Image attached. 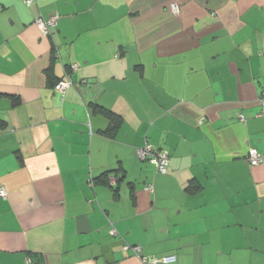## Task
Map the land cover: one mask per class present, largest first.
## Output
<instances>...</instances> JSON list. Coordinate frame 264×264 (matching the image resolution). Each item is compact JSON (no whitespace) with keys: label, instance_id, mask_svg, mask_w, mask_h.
<instances>
[{"label":"crops","instance_id":"0c3cea01","mask_svg":"<svg viewBox=\"0 0 264 264\" xmlns=\"http://www.w3.org/2000/svg\"><path fill=\"white\" fill-rule=\"evenodd\" d=\"M263 92L264 0H0V264H264Z\"/></svg>","mask_w":264,"mask_h":264},{"label":"built area","instance_id":"2783aa9c","mask_svg":"<svg viewBox=\"0 0 264 264\" xmlns=\"http://www.w3.org/2000/svg\"><path fill=\"white\" fill-rule=\"evenodd\" d=\"M27 6H31L35 3V0H25ZM172 11L179 13L180 8L177 4H172ZM60 19V15L55 13L49 18L45 19L43 16H38L35 19V24L40 29L42 36L48 37L51 35V31L57 26ZM71 69L77 68V64L70 66ZM70 68L65 71L64 77L55 85V89L59 92L65 93V91L73 86V80L70 75ZM261 110L258 116H264V92L259 99ZM242 120L245 119L244 115H241ZM137 155L140 160L148 161L156 165L157 171L162 174H166L169 167V154L167 151L161 150L155 147L153 144L146 143L144 146L137 149ZM247 160L252 167L260 165L264 161V157L256 148H250L247 153ZM117 177L111 175L108 179L109 185L114 186L117 184ZM147 190L153 192V185L147 184ZM8 192L3 186H0V197L7 198ZM131 248L133 253L138 256L143 264H171L177 261V256L174 254L166 255L162 257L147 256L143 254V248L141 246H126L125 249ZM28 264H31V260H28Z\"/></svg>","mask_w":264,"mask_h":264},{"label":"trees","instance_id":"16d2710c","mask_svg":"<svg viewBox=\"0 0 264 264\" xmlns=\"http://www.w3.org/2000/svg\"><path fill=\"white\" fill-rule=\"evenodd\" d=\"M61 80V79H60ZM59 80V81H60ZM59 81H57L56 83H55V85L59 82ZM109 116H110V118L112 119V122H114V124H115V126L118 124V120H119V118L117 117V116H113V115H111L110 113H107ZM111 175H113V174H106L105 176H106V179L104 178V181L106 182V183H108L109 184V182H108V179H109V177L111 176ZM114 176H116V175H114ZM117 177V176H116Z\"/></svg>","mask_w":264,"mask_h":264}]
</instances>
